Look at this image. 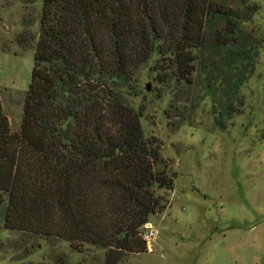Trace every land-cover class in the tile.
<instances>
[{"label":"trees","instance_id":"trees-1","mask_svg":"<svg viewBox=\"0 0 264 264\" xmlns=\"http://www.w3.org/2000/svg\"><path fill=\"white\" fill-rule=\"evenodd\" d=\"M258 9L250 0H42L37 35L17 36L33 49L18 130L0 102V227L104 248V264L146 251L143 225L166 207L175 173L144 133V105L131 102L137 73L149 63L161 82L201 85L223 126L255 65L259 45L244 23Z\"/></svg>","mask_w":264,"mask_h":264},{"label":"rangeland","instance_id":"rangeland-1","mask_svg":"<svg viewBox=\"0 0 264 264\" xmlns=\"http://www.w3.org/2000/svg\"><path fill=\"white\" fill-rule=\"evenodd\" d=\"M42 0H0V102L12 130L21 123L33 49L17 42L37 35ZM244 28L258 42L253 71L223 126L218 104L201 85L161 82L149 63L137 73L142 126L161 143L175 173L166 207L149 217L154 236L143 252L117 264H264V0ZM180 89L181 91H179ZM104 264L105 249L0 227V264Z\"/></svg>","mask_w":264,"mask_h":264},{"label":"built area","instance_id":"built-area-1","mask_svg":"<svg viewBox=\"0 0 264 264\" xmlns=\"http://www.w3.org/2000/svg\"><path fill=\"white\" fill-rule=\"evenodd\" d=\"M149 225V222H146L143 225V238L146 240V242H149L150 239L154 236V230Z\"/></svg>","mask_w":264,"mask_h":264}]
</instances>
